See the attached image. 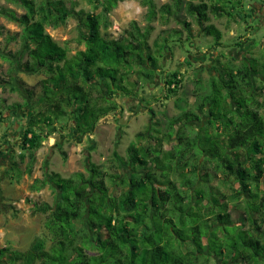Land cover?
<instances>
[{
  "label": "trees",
  "instance_id": "obj_1",
  "mask_svg": "<svg viewBox=\"0 0 264 264\" xmlns=\"http://www.w3.org/2000/svg\"><path fill=\"white\" fill-rule=\"evenodd\" d=\"M7 1L24 13L0 9L21 30L6 39L18 42V50L0 47L8 64L0 89L22 88L29 102L0 100V119L23 113L18 149L29 164L54 132L62 138L60 130L72 123L78 135H92L100 119L121 109L116 97L134 95L139 79L154 80L161 52L159 40L154 49L149 39L157 15L164 23L173 14L179 19L185 3L187 14L203 24L207 11L223 12L203 2L172 0L157 7L155 0H137L146 10L145 25L131 21L110 37L101 27H109L110 11L124 0H90L92 10L75 17V41L84 49L70 55L66 43L45 31L74 14L70 1ZM203 32L214 38L213 47L221 45L213 25ZM256 63L217 60L207 84L195 83L193 108L170 118L163 132L137 133L127 157L113 150L110 169L89 163L85 173L50 172L45 183L35 179L31 190L48 184L54 193L52 204L31 207L44 215V236L26 252L0 249V264H264V81L255 77ZM20 73L40 79L29 87ZM131 74L136 80L127 85ZM163 77L167 96L181 89L180 72ZM202 117L204 125L192 124ZM167 142L169 149L163 148ZM14 171L5 173L10 178ZM232 211L241 212L239 221Z\"/></svg>",
  "mask_w": 264,
  "mask_h": 264
},
{
  "label": "rangeland",
  "instance_id": "obj_2",
  "mask_svg": "<svg viewBox=\"0 0 264 264\" xmlns=\"http://www.w3.org/2000/svg\"><path fill=\"white\" fill-rule=\"evenodd\" d=\"M66 1L72 3L74 9L72 13L74 14L68 16L65 22L56 28L46 26L45 31L59 44L66 43V47L70 51L69 54L74 55L76 50L84 49L83 45L78 46L75 41L79 31L78 19L75 18L76 13L90 12L92 3L90 0ZM168 1L155 0V3L159 7L167 4ZM228 1L230 3L225 2V0H212L220 6L223 12H229L230 6L234 7L235 12L240 11L239 6L234 3L235 0ZM259 1L257 0V2ZM67 7H69L68 3ZM0 9L1 12L13 10L18 15L24 13L19 5L7 0H0ZM99 11L100 9L96 13ZM145 12V8L137 0L121 1L110 11L108 17L110 25L107 29L101 27V34L106 33L107 36L117 37L131 21H136L140 27H143L145 25ZM181 17L179 16V19H182ZM153 25L154 29L150 35L149 43L155 49L156 45H153V42L159 40L156 49L161 52L160 57L159 55L155 56L159 62L157 75L149 83L144 79H139V86L133 91L134 95L128 98L116 97L121 109L100 119L92 135H78L70 123L66 129L60 130L61 135H63L62 138L59 131H56L44 140L35 153L32 164H29L28 156L25 155L21 158L18 149L25 123L22 118L23 113L17 112L16 116L8 117L5 123L2 122L3 118L0 119V249L8 248L26 252L36 238L44 236V215L34 214L31 207L33 202L52 204L54 193L48 184L39 191L31 190L30 187L35 179L45 183V176L50 172L57 173L62 177H68L77 171L85 173V165L89 163L109 168L113 150H116L122 157H127L126 151L129 146L135 144L137 133L144 132L147 128H155L163 132L170 118L178 116L183 110L193 108L195 83L200 80L202 84L206 85L215 66L214 58L208 57L211 53L210 47L214 44V38L212 36L209 38L201 37L203 43L191 47L190 39L187 41L182 39L184 35L181 31L182 27L179 30L180 33L171 32L175 25H179V21H175V18H170L167 23L154 21ZM19 27L0 13V47L4 51L15 52L18 50V42H7L6 39L11 35L20 33ZM163 28L166 31H161ZM256 28V22L252 20H246L243 24L238 23L233 29L234 36H231L228 31H222V44H233L239 40V37H243L244 40H240V42H244L246 46L250 45L251 48H256L260 38L264 35L263 31L260 32V29ZM81 30L84 31L83 28ZM262 43L264 42L261 41ZM260 47L262 49L252 50V52L256 55L259 51L261 54L258 57L262 59L259 63L260 72L258 76L264 77V46L260 45ZM197 48H203L207 56L202 57V54L197 52L199 51ZM218 49H222L219 52H223L225 56L230 53L228 49L223 50V47H218ZM241 52L245 51H240V56L242 55ZM188 57L189 63L186 64L185 60ZM7 69L8 64L0 58V75H4ZM175 71L180 72L182 76V87L176 94L167 96L163 75ZM19 78L29 87L40 79L38 76H28L22 73L19 74ZM135 80L136 76L131 74L126 84L133 85ZM166 96L167 99H165ZM0 100H5V105L15 103L21 105L28 101L22 88L16 91L0 89ZM200 121V123L193 122L192 124L199 126L206 122L204 117ZM155 135L159 136L158 134ZM170 147L171 142L163 144L165 149ZM147 148L150 149V145ZM10 167H14L18 171L11 172L10 178L12 180L8 173H5ZM213 183H216V179ZM241 217V212L232 211L234 221H239Z\"/></svg>",
  "mask_w": 264,
  "mask_h": 264
},
{
  "label": "crops",
  "instance_id": "obj_3",
  "mask_svg": "<svg viewBox=\"0 0 264 264\" xmlns=\"http://www.w3.org/2000/svg\"><path fill=\"white\" fill-rule=\"evenodd\" d=\"M184 1H190L193 4L203 2L209 6L211 5L219 6L217 3L215 4L214 2H212V0H184ZM225 2L230 3V1L228 0H225ZM237 2L240 3L238 7L240 11L237 9L238 11L235 12L234 7L232 8L231 6H230L229 12H220V14H216L215 12H212L209 10L207 11L208 22L203 23V24H201L199 20H197L198 18L196 16H190L189 14H187L185 10V3H184L183 7L181 8L179 12V16H182L181 17L182 19L175 18V14L170 16L171 19L175 18V21H179V25L178 26L175 25V27H173L172 30L176 33H180L179 30H181L180 28L182 27L181 31L184 34L182 39H185L186 41L190 39L189 44H191L190 45L191 47L195 46L196 44L203 43V41L201 40V37H204V36H206L207 38L211 37L209 35H205V33L203 32V28L207 25H213L217 30H219L221 32V39L223 37L222 31H228L231 36H234L233 29L235 28L236 24L238 23L243 24L246 22V20L255 21L257 25L256 29H260V32L263 31L262 33H264V0H260L259 2H257V0H235L234 3L236 4ZM167 4H173L172 0H169ZM157 19L158 20H155V22L160 21L161 23H164V21L160 18V15H157ZM183 21L186 23H189L190 26L185 27L184 24L182 23ZM153 24H154V21L151 23L154 29ZM161 31H166V30L163 28ZM240 40H244V39L242 38ZM240 40L235 41L233 42V44H229V45L222 44V41L220 40L221 45L219 47H223L224 48L223 50L228 49L230 53H228L227 56H225L223 52H219V50H222V49H218V47L212 46L210 47L211 53H209L208 57L212 59L214 58L213 61L215 62L217 60H219L220 62H223L229 58H233L235 62H238V63L241 61H245V60L249 62H253L257 59L256 68L259 71V68H260L259 63L262 59L261 57L260 58L258 57L261 54L258 51V53L255 55L252 52V50L262 49L260 45L264 46V43L261 44V41L264 42V35L262 36V38H260L259 45L256 48H251L250 45L246 46L244 45V42H240ZM236 43H239V45L236 46ZM198 49L199 51L197 52H199V54H202V57L207 56L203 48H197V50ZM240 51H245V52H241L242 55L240 56L239 55ZM213 74H214V71L212 72L211 75ZM258 74H255V77L259 78L261 81L262 80L264 81V77H261V75L258 76ZM204 118L205 120H207L206 117Z\"/></svg>",
  "mask_w": 264,
  "mask_h": 264
}]
</instances>
